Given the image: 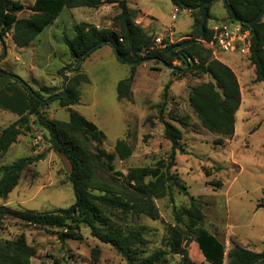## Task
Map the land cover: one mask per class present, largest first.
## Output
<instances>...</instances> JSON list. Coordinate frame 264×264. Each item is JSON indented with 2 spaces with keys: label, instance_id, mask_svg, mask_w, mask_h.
<instances>
[{
  "label": "rangeland",
  "instance_id": "obj_1",
  "mask_svg": "<svg viewBox=\"0 0 264 264\" xmlns=\"http://www.w3.org/2000/svg\"><path fill=\"white\" fill-rule=\"evenodd\" d=\"M17 1L25 6L18 17L29 16L34 0ZM128 6L156 19L154 31L161 38L169 25L182 34L174 36L173 43L187 38L191 18L179 10L172 20L174 6L170 0H128ZM117 12L113 5L64 9L24 48L14 47L11 32H8L4 37V48L0 42V68L11 72L41 95L45 105L40 110L45 117L67 121L69 111H77L104 133L102 147L108 152L114 151L118 139H125L131 155L125 160L115 158L112 164L116 171L129 179L134 168L154 166L168 158L171 143L164 137L159 114L164 102V86L170 81L163 117L181 129V145L185 150L184 154H176L172 172L184 182L187 192L197 198L204 213L202 226L225 244L226 251L234 244L256 252L264 251V208L256 206L264 197V87L255 81L254 68L246 57L233 53L217 54L218 60L228 65L237 76L242 97L235 115L234 135L220 146L213 143L217 135L199 126L188 105L190 89L207 81L208 77L173 74L171 68L160 63L140 62L129 98L121 99L117 95V84L127 77L130 66L119 61L109 45L101 46L83 59L77 71H66L68 79L77 73L86 74L89 79L78 86L76 105L60 107L57 100L48 101L50 96L63 90L62 70L75 63L62 41L63 37H72L76 25L81 22L115 30L113 17ZM211 13L216 17L227 16L220 1L212 4ZM224 20L227 18H211L208 27ZM3 78L0 83V131L19 118L17 102L26 95L13 79ZM171 114L187 117V124L171 120ZM28 126L30 129L20 134L8 151L0 155V176L4 165L20 158L43 157L27 166L17 186L7 198L0 199V205L34 211L70 206L74 194L68 178L70 165L67 159L50 148L47 133L33 116L29 115ZM103 175L110 177L111 172L104 171ZM172 197V201L168 197L155 200L157 220L146 217L131 220L144 229L148 240L144 255L166 248L164 241L171 232L184 228L186 219L177 224L173 206L186 207L189 198L176 189L172 190ZM80 230L82 240L67 239L62 243L58 238L62 229L5 219L0 228V239L24 234L26 242L36 251L31 264H126L113 247L93 238L87 227L81 226ZM95 248L100 251L96 260L93 258ZM187 250L195 263L211 264L200 255L194 242ZM179 261V256L169 255L161 264H177ZM224 264H227L226 259Z\"/></svg>",
  "mask_w": 264,
  "mask_h": 264
},
{
  "label": "trees",
  "instance_id": "obj_2",
  "mask_svg": "<svg viewBox=\"0 0 264 264\" xmlns=\"http://www.w3.org/2000/svg\"><path fill=\"white\" fill-rule=\"evenodd\" d=\"M208 1L211 0H170L176 9L189 12V34L177 43L170 42L169 37H163L161 44H157L154 33L135 23L138 11L128 6V0H34L27 17H18L25 10L21 2L0 0V38L4 44L5 35L11 32L14 46L24 48L51 25L64 9L116 6L118 12L113 17L115 30L81 22L76 25L72 37H63L70 58L76 62L84 55L83 60L101 46L109 45L115 56L118 55L116 58L130 66L127 77L117 84V95L121 99L129 98L139 65L136 62L143 60L171 68L173 74L208 77L207 81L190 89L188 105L199 126L217 135L213 143L220 146L234 135L235 115L242 97L234 71L197 40L204 15L202 5ZM216 1L223 3L227 14V20L222 23L239 22L249 29L250 51L247 59L254 68L255 81L264 87V21L261 18L251 26L245 24L257 17L264 0H214L206 5L207 14L201 40L210 39L208 21L211 19V6ZM228 7L233 11L236 21L232 19ZM3 77H9L21 85L26 95H22L17 102L19 118L0 131V155L8 151L20 134L30 129L29 115L33 116L34 121L47 133L50 148L63 155L70 165L68 178L74 202L68 207L51 211L13 209L0 205V228L5 219L58 228L62 229L58 238L63 243L67 239L82 240L80 227L84 226L93 238L113 247L126 264H161L169 255L180 257L177 264H197L188 255L187 247L191 242H194L204 260L211 264H224L225 259L227 264H264V251L256 252L240 244H234L226 251L225 244L202 226L204 213L197 198L187 192L184 182L172 172L176 154H184L185 150L181 145V129L163 117L170 81L164 86V102L159 114L164 137L171 143L168 158L158 161L154 166L134 168L129 179L116 171L112 164L115 158L125 160L131 155V148L125 139L115 142L113 152L106 151L102 147L105 135L93 122L75 110L69 111L67 121L49 119L40 110L45 104L37 91L32 88L29 90L23 81L0 68V78ZM88 81L86 74H75L67 80L65 93L54 100L58 101L60 107L76 105L79 101L78 86ZM170 119L180 124H187L188 120L187 117L173 114ZM42 157L20 158L1 167L0 199L7 198L27 166ZM104 171L111 172L110 177L104 176ZM215 183L220 185V182ZM173 189L189 198L188 206H173L176 223L186 219L184 228H176L171 232L164 241L166 248L144 255L148 244L144 229L131 220L140 217L157 220L159 215L155 200L168 197L172 201ZM256 206L264 208V197ZM99 252V249H93L95 260ZM35 254V249L26 242L24 234L12 239H0V264H31Z\"/></svg>",
  "mask_w": 264,
  "mask_h": 264
},
{
  "label": "built area",
  "instance_id": "obj_3",
  "mask_svg": "<svg viewBox=\"0 0 264 264\" xmlns=\"http://www.w3.org/2000/svg\"><path fill=\"white\" fill-rule=\"evenodd\" d=\"M177 9H175V13ZM210 39L201 40L205 48L212 51L216 57L218 53H233L244 57L249 56L250 31L239 22L222 23L218 22L209 27ZM156 43L161 44V38H156Z\"/></svg>",
  "mask_w": 264,
  "mask_h": 264
},
{
  "label": "crops",
  "instance_id": "obj_4",
  "mask_svg": "<svg viewBox=\"0 0 264 264\" xmlns=\"http://www.w3.org/2000/svg\"><path fill=\"white\" fill-rule=\"evenodd\" d=\"M220 6H221V8L222 9H224V7H223V3L220 1ZM175 7H174V10H173V15H172V20L173 19H175V14H177L178 12H179V10L177 9V12L175 13ZM139 13H138V17L136 18V20H135V23L136 24H139L140 26H142L145 30H148V31H150L151 33H154L157 37H159V38H161V36L159 35H157L156 33H155V31H154V27L156 26V19H154L153 17H150V16H148V15H145V14H143V13H141L140 12V10H137ZM182 11H185L186 13H188V15H189V12L187 11V10H182ZM210 17L211 18H216V19H223V18H225L226 16H225V14H223L221 17H216V16H214L212 13H211V9H210ZM221 22V21H220ZM50 26V25H49ZM48 27V26H47ZM165 31H166V34L164 35V37H169V40H170V42H173V37L174 36H179V35H182L181 33H178V32H176L175 31V28H174V26H172V25H169V26H167V27H165ZM13 44V43H12ZM4 45H5V43H4ZM14 45V44H13ZM5 47V46H4ZM15 47V46H14ZM215 58H217V55H216V57ZM218 59V58H217ZM225 64V63H224ZM2 79H4V78H0V83H2ZM9 83V82H8ZM8 83H6V84H8ZM9 85V84H8ZM6 86V85H5ZM236 123V122H235ZM236 127V126H235Z\"/></svg>",
  "mask_w": 264,
  "mask_h": 264
},
{
  "label": "water",
  "instance_id": "obj_5",
  "mask_svg": "<svg viewBox=\"0 0 264 264\" xmlns=\"http://www.w3.org/2000/svg\"><path fill=\"white\" fill-rule=\"evenodd\" d=\"M213 1H214V0H211V1L205 2V3L202 5L204 15H203V19H202L201 32H200L198 38H201L202 35H203V33H204V22H205L206 14H207V10L205 9V6H206V5H209V4L212 3ZM228 10L230 11V14H231L232 19H233L234 21H236L235 15H234L233 11L230 9V7H228ZM263 15H264V5H263L261 11L259 12V14L257 15V17H256L253 21H251V22H247V23H245V24L248 25V26H251V25H253L254 23L258 22V21L262 18ZM0 42L2 43V39H1V38H0ZM2 46H3V48H4L5 45L2 43ZM114 50H115V52H116V49H114ZM83 56H84V55H83ZM83 56H81V57H80V58H79V59H78V60H77L72 66L67 67V68H65V69L62 70V75H63V90H62V92H61L60 94H58V95H53V96H51L49 99H54V98H56V97H58V96L60 97V96H62V95L65 93V91H66L65 84L67 83V80H68V77L66 76V71H67V70H70V69H76V68H78V66L81 64V61H82ZM116 56L118 57L117 54H116ZM145 61H150V60H143V61H140V62H145ZM140 62H136V63H140ZM28 89L30 90L29 87H28ZM33 94H34V93H33ZM42 102L45 103L44 100H42Z\"/></svg>",
  "mask_w": 264,
  "mask_h": 264
}]
</instances>
